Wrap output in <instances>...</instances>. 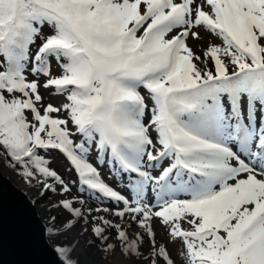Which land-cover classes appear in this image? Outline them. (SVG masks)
Instances as JSON below:
<instances>
[{"label":"snow or ice","instance_id":"snow-or-ice-1","mask_svg":"<svg viewBox=\"0 0 264 264\" xmlns=\"http://www.w3.org/2000/svg\"><path fill=\"white\" fill-rule=\"evenodd\" d=\"M201 32L219 41L203 60L187 43ZM5 170L60 197L38 232L53 264H85L82 246L136 264H264V0H0Z\"/></svg>","mask_w":264,"mask_h":264},{"label":"water","instance_id":"water-1","mask_svg":"<svg viewBox=\"0 0 264 264\" xmlns=\"http://www.w3.org/2000/svg\"><path fill=\"white\" fill-rule=\"evenodd\" d=\"M0 192V264H53V256L38 239L43 221L37 209L4 171L0 172Z\"/></svg>","mask_w":264,"mask_h":264},{"label":"rangeland","instance_id":"rangeland-1","mask_svg":"<svg viewBox=\"0 0 264 264\" xmlns=\"http://www.w3.org/2000/svg\"><path fill=\"white\" fill-rule=\"evenodd\" d=\"M189 46L192 48L195 55H198L203 60L204 58V51H206L207 47L210 43H219L218 40H214L210 35L205 34L201 32V39L193 40L191 37L187 41ZM195 63L199 64V61H194ZM52 71L54 74L59 73V68L53 63ZM41 94L44 97L43 103L46 105L47 103L51 102L54 105H59L62 102V97H53L49 94V92L44 91L41 89ZM90 162L93 163L94 166H96L100 172L101 178L108 183L110 186H116L117 185V178L115 176H112L109 172V169L107 165L105 164L103 167L96 164L95 161V153H93V156L90 158ZM49 167L52 170H55L60 177L65 181V183H68L70 187L73 188V191L76 192L75 186L72 185V181H76L78 184V177L75 174L74 170L70 169V165L68 161L63 157L62 154H59L58 152L54 151V157L52 162L50 163ZM19 177V176H18ZM47 197H50V199H56L57 196L52 195L51 193L47 194ZM96 205L97 202L93 201ZM109 206L108 203L105 201L104 206ZM111 206V205H110ZM156 231V239H158L161 242H165L167 240L166 233L161 229L159 226H154ZM170 252L173 257H177L178 255V249L173 245H168Z\"/></svg>","mask_w":264,"mask_h":264},{"label":"bare ground","instance_id":"bare-ground-1","mask_svg":"<svg viewBox=\"0 0 264 264\" xmlns=\"http://www.w3.org/2000/svg\"><path fill=\"white\" fill-rule=\"evenodd\" d=\"M4 173H5V176L8 177L12 185L15 188H17L19 191H21L23 194H26V196L30 199V201H37V203H32V204L34 205L35 209H37L38 214L43 221V224H45L46 223L45 217L49 214L48 212L45 211V208L47 207L49 203L60 199V197L57 196L56 199H49L47 197V194L49 193H47L45 197H40L39 195L36 194L34 190H30L29 186L26 185L21 180L20 177H18L17 175H9L6 170L4 171ZM71 194L76 195L77 193L75 191H72ZM87 206L95 208L97 205L93 201H91ZM109 207H112V206L109 205ZM55 214L59 215V213H55ZM95 214L96 213H94V215ZM82 227H84V225L82 224L77 225L75 232L73 233V236H77L80 233ZM157 242L162 243L158 239H157ZM145 250L147 249L145 248ZM81 252H82V259H84L85 264H136L135 261L128 262L125 258L120 256L119 252H116L111 256L99 257V254L96 252L95 248L84 249L83 246H82Z\"/></svg>","mask_w":264,"mask_h":264}]
</instances>
